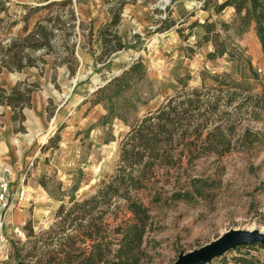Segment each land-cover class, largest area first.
I'll return each instance as SVG.
<instances>
[{
    "label": "rangeland",
    "instance_id": "374dc122",
    "mask_svg": "<svg viewBox=\"0 0 264 264\" xmlns=\"http://www.w3.org/2000/svg\"><path fill=\"white\" fill-rule=\"evenodd\" d=\"M222 2L0 0V61L13 38L28 35L38 24L52 29L47 51L28 52L33 66L0 72V79L30 91L23 121L9 109L12 121L16 116L17 136H26L36 153L17 169L0 165L10 173L12 190L24 185L30 199L9 213L2 229L7 243L0 247V264H48L52 257L65 256L60 249L70 237L76 240V248H85L89 255L95 242L86 239L83 244L77 231V225L89 217L74 221L82 215L77 208L73 216L66 213L110 179L119 144L131 127L185 86L201 90L204 99L217 104L202 138L224 117L233 127L231 132L225 128L231 148L223 156L206 154L198 142L200 157L192 165L186 158L175 165H155L148 181L127 190L128 197L148 209L152 227L144 234L139 264H173L179 254L231 229L264 233V54L254 26L238 35L234 9L217 10ZM37 7L42 8L34 10ZM115 13L119 21L108 32ZM49 17L56 20L47 23ZM203 24L212 25L209 38L217 34L226 54L208 58L214 45L203 41ZM116 41L124 47L107 55ZM136 61L144 69L141 80L116 98L114 105H93L97 99L93 93ZM4 106L0 105V116ZM56 136L60 139L53 146L50 140ZM173 154L178 157L180 148ZM184 170L198 180L201 196L181 198L189 184L181 173ZM126 204L123 197H112L109 205L91 214H103L104 236L113 243V250L118 238L115 228L132 217ZM12 212L22 213L24 219L12 222ZM15 227L20 235L14 233ZM237 257L264 264V248L236 249L209 264H237Z\"/></svg>",
    "mask_w": 264,
    "mask_h": 264
},
{
    "label": "trees",
    "instance_id": "16d2710c",
    "mask_svg": "<svg viewBox=\"0 0 264 264\" xmlns=\"http://www.w3.org/2000/svg\"><path fill=\"white\" fill-rule=\"evenodd\" d=\"M227 7L234 9V25L238 35L246 32L252 25L254 26L264 54V0H224V2L217 5V10L221 11ZM41 8L37 7L34 10ZM55 20L49 17L46 22L49 23ZM118 21L119 14H113L107 31L115 29ZM203 26L206 28L203 41H211L214 45L213 52L207 55L208 58L213 59L226 54V45L224 42L218 41L217 34L214 39L209 38L213 32L212 25L203 24ZM223 26L227 27L228 24L223 23ZM51 32L52 29H49L48 26L38 24L28 35L13 38L7 45L6 52L1 54L0 72L3 68L12 72L33 66L34 60L28 52L47 51L50 48ZM112 38L117 39L114 34ZM107 44L108 41H105L104 47H107ZM123 47L122 43L118 41L116 47L107 50V55H111ZM25 50L29 51L25 53ZM143 76L142 64L139 61L134 62L128 69L110 79L93 93L97 96L93 105L101 102L114 105V100L131 88L133 83L141 80ZM29 94L30 91L27 89L20 91L19 86L13 87L10 92L0 89V105L10 107L14 114L17 112L19 120L23 121L22 109L30 106ZM231 101L232 98L228 100V103ZM238 108L240 107L238 106ZM216 110L217 104L212 105L204 99L201 90L188 89L185 86L176 96L169 98L154 111H149L138 120L124 135L119 144L117 166L110 179L104 182L92 197L80 204H75L66 213V217L73 216L74 209L77 208L82 215L75 217L74 221L89 217V220L83 225H77V231L81 233L83 244L86 239L95 242L90 247L91 253L86 256V249L76 248V240L70 237L66 239L67 242H64L63 247L60 249L65 256L56 260L52 257L48 264H139L144 234L147 227H150V229L152 227L151 223L148 222L150 218L148 209L138 201L128 197L126 192L130 188L137 189L138 184L148 181L152 177V169L155 165H175L182 158H186L187 164L192 165L200 157L196 147L198 142L202 144V151L206 154L216 153L218 156H223L228 153L231 147L230 139L225 134V128H228V132H231L233 127L228 125L229 122L226 123L224 117H220V123L215 125L202 138L203 130L211 124V114ZM15 119L16 116L14 115L13 121ZM244 135L250 136L246 132ZM59 139L60 137L56 136L50 142L55 146ZM254 140L256 139L254 138ZM179 148L180 154L177 157L173 154V151ZM181 173L189 179L188 187L183 191L181 198L192 200L195 194L201 196L202 193L196 184L199 183L198 180L192 178L187 170L181 171ZM112 197H123L127 201L126 210L132 215L131 218L123 221L114 230V233L118 236L115 250L111 248L113 243L107 241L104 236L103 214L96 217L91 216L94 210L101 208L103 205H109ZM62 210L63 206H60L57 213L60 215ZM250 247L252 246H241L237 249ZM260 247L264 248V246ZM109 255L111 258L108 257ZM234 260L237 264H255L251 259L243 257H237Z\"/></svg>",
    "mask_w": 264,
    "mask_h": 264
},
{
    "label": "crops",
    "instance_id": "0c3cea01",
    "mask_svg": "<svg viewBox=\"0 0 264 264\" xmlns=\"http://www.w3.org/2000/svg\"><path fill=\"white\" fill-rule=\"evenodd\" d=\"M0 86L10 90L14 84L0 79ZM32 102L33 99L31 98ZM12 115L9 107L5 105L0 116V165L10 166L11 168L15 167L17 169L27 159L28 161L31 160L36 153L32 151V144L26 136H17L18 134L12 121ZM16 138L19 139L18 142H16ZM10 218L12 222H19L24 219V215L20 212H14Z\"/></svg>",
    "mask_w": 264,
    "mask_h": 264
},
{
    "label": "water",
    "instance_id": "95a60500",
    "mask_svg": "<svg viewBox=\"0 0 264 264\" xmlns=\"http://www.w3.org/2000/svg\"><path fill=\"white\" fill-rule=\"evenodd\" d=\"M264 246V233L259 230L231 229L208 244L181 253L173 264H209L241 246ZM17 264H23L18 262Z\"/></svg>",
    "mask_w": 264,
    "mask_h": 264
},
{
    "label": "built area",
    "instance_id": "2783aa9c",
    "mask_svg": "<svg viewBox=\"0 0 264 264\" xmlns=\"http://www.w3.org/2000/svg\"><path fill=\"white\" fill-rule=\"evenodd\" d=\"M9 171L0 166V247H4L7 239L3 236L2 229L7 224V217L15 207H21L30 199L24 185L18 186L14 191L9 180ZM14 233L21 234L19 227L14 228Z\"/></svg>",
    "mask_w": 264,
    "mask_h": 264
}]
</instances>
